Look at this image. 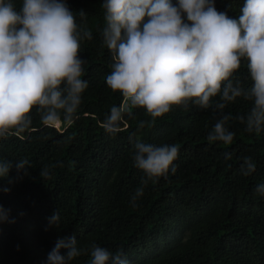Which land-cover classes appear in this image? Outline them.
I'll return each instance as SVG.
<instances>
[{
  "label": "trees",
  "instance_id": "obj_1",
  "mask_svg": "<svg viewBox=\"0 0 264 264\" xmlns=\"http://www.w3.org/2000/svg\"><path fill=\"white\" fill-rule=\"evenodd\" d=\"M13 3L20 8L21 0ZM66 3L74 14L84 11L87 17L78 22L92 32L91 41H81L79 53L89 87L71 126L47 127L33 109L28 130L0 138V162L27 159L31 165L29 176L17 179L13 168L0 178V207L10 218L0 223V264H48L56 242L73 236L81 245L95 240L112 252L122 249L130 264H264V197L255 191L264 183V132L248 134L234 119L229 122L236 133L233 144H210L207 136L216 117L211 109L190 103L173 106L155 126L142 130L138 121L151 118L134 109L135 118L124 131L106 133L100 124L123 96L106 83L114 61L101 36L103 0ZM243 3L215 0L217 11L237 19ZM232 79L245 88L252 85L246 60ZM251 107L240 98L225 111L235 117ZM136 139L176 144L180 152L175 173L149 182L139 207L133 208L130 197L143 176L132 160ZM225 152H231V160L224 159ZM246 156L257 164L248 177L239 173ZM45 165L52 176L44 181L40 169ZM58 211L59 227L49 223Z\"/></svg>",
  "mask_w": 264,
  "mask_h": 264
},
{
  "label": "clouds",
  "instance_id": "obj_2",
  "mask_svg": "<svg viewBox=\"0 0 264 264\" xmlns=\"http://www.w3.org/2000/svg\"><path fill=\"white\" fill-rule=\"evenodd\" d=\"M102 8L101 36L114 61L106 83L123 96L100 124L106 133L124 131L135 118L134 109L151 118L138 121L142 130L155 126L173 106L187 108L190 103L211 109L216 117L207 136L210 144H233L236 133L229 122L234 119L248 134L264 132V0H244L238 19L217 11L215 0H103ZM86 17L83 10L74 14L66 0H21L19 9L13 0H0V138L28 130L33 109L43 125L58 130L78 119L82 94L89 87L82 79L86 61L79 58L81 41L93 39L78 22ZM242 59L252 80L247 88L232 79ZM240 98L252 107L234 117L225 110ZM179 152L176 144L135 140L132 160L143 176L130 197L133 208L139 207L149 182L166 179L170 170L175 173ZM224 159L231 160V152ZM13 168L17 179L30 175L29 160L20 159L0 162V178ZM256 170L251 156L242 158V176ZM40 176L51 179L50 166L42 167ZM255 191L264 197V183ZM60 220L59 211L49 217L57 227ZM7 222L8 210L0 207V223ZM80 257H90L88 264H130L122 249L112 252L95 240L81 245L75 236L56 242L48 264H72Z\"/></svg>",
  "mask_w": 264,
  "mask_h": 264
}]
</instances>
